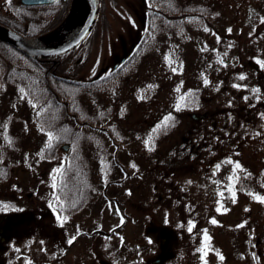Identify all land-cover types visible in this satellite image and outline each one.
I'll return each instance as SVG.
<instances>
[{"label":"flooded vegetation","instance_id":"af4514ba","mask_svg":"<svg viewBox=\"0 0 264 264\" xmlns=\"http://www.w3.org/2000/svg\"><path fill=\"white\" fill-rule=\"evenodd\" d=\"M185 10L183 9V13H186ZM153 12L158 13L159 9L154 8ZM171 17L172 19L168 18L167 28L174 31L176 29L174 15ZM156 36H158L157 33L153 35V38ZM139 43L140 41L125 50L122 57L113 63L111 70H109L110 67H106L88 80L108 78L112 71L121 69L114 79L119 78L120 82L126 84L136 71L140 58L148 50L137 58H132ZM155 44L150 43L149 47ZM65 58L67 57L43 61L50 64L56 62L62 64ZM171 58L172 66H179V55L175 51ZM173 59L176 60V64L173 63ZM252 65L256 69L259 67V64ZM63 78L68 77L64 76ZM157 87V80L151 79V85L147 88H143L142 85H139L138 88L136 86L131 88L129 90L131 96L134 98L136 95V97L129 105H126L127 97L122 94L119 117L117 114H113L114 112L111 113L114 122H118V125H112L115 127L113 132L116 134L115 130H117L118 137L111 136L110 121L98 128L99 131H96V134L94 133V121L96 119L104 120L106 116L105 120H107L112 108L104 107L101 110L96 105L98 100L92 94L89 111L94 109L97 111L96 117L89 114L90 122H92H89L88 125L92 126L90 127L92 130L94 129L92 136L80 138L73 131L65 132V137L70 138L71 141L59 145L60 151L54 159H47L46 154L43 153L49 144V139H42L40 145L42 153L39 156H34L30 149L32 146L30 140L34 138L27 131H25L27 137H11L5 140L0 138V144L6 146L0 147V175H2L0 191L4 192L5 188H11V190H7L9 194L7 196L11 201H4L0 205V264H116L109 261L107 253L104 254V259L95 261L93 256L97 253L92 255L89 247L82 248V251L90 253V255L84 260L79 259L80 242L88 244L89 241L102 239L106 247L110 248L109 241L117 238L118 244L122 245V229L130 219L133 220L122 205L136 204L125 201L123 203L122 200L112 201L110 197L106 196V188H109L112 183V163L121 172L120 182L118 180L113 183H120L121 186L127 184L128 177H143L145 172L140 169L139 164V159L143 157L157 158V162L161 159L168 168L166 171L159 169L156 163L151 170H147L150 176H154L152 171L154 170L157 173L156 176L162 174L168 178L181 174L182 177H202V180H206L209 186L210 183L212 184L211 190L214 195L208 196V190L203 194L202 192L195 193L200 196L198 200L185 199L183 202L186 205H208L206 203L208 197L213 201L214 204L211 205H215V208L222 202L225 204L221 206V209H216L215 213H219L240 205L241 201L239 200L242 197H247L248 204H253V194L256 191H264V164L260 163L263 166L260 171L253 169L249 162L260 161L254 158L253 153L248 152V147L252 145L250 140L255 135H258L259 138L263 137L264 140V100L246 101L236 107L228 104L212 106L206 100L205 90L202 89V86L188 90L176 86L175 89L166 91L168 94L166 100H159L160 90ZM18 91L22 97L37 107L39 112L33 120L36 121L39 133L44 132L41 130L42 125L39 121L41 105L37 101L31 100L29 95L26 96L24 90L22 92L18 89ZM258 91L260 92L259 97L264 99V88ZM121 93H126V90H122ZM130 104H133L137 109L140 108L135 125L130 124L132 116ZM178 106L179 110H177ZM168 117L173 119L167 121L168 126L164 127ZM183 121H188V125L182 126ZM27 125L30 131L31 124ZM149 137L152 138L151 141H149ZM105 139L113 146L118 145V148H115L120 151L119 158H116L113 152L108 155L106 150L100 151ZM20 141L23 142L25 149L23 148L22 155H17L21 156V160L15 163L13 158L16 155L14 153L16 154L20 149L21 145L18 143ZM82 141L91 142L92 146L96 144L100 153L95 158L96 154L93 153L95 146L89 151L90 153L92 151V156L86 161L87 169L84 179L86 192L89 193V196L87 195L88 201L80 205L78 202L79 152L72 151L71 146H77ZM65 144L69 145L68 150H64ZM127 145H131L132 148L127 150ZM122 146L123 149L120 148ZM179 150L180 152L177 153ZM7 151L12 154L6 153ZM174 155H178L182 159L181 162H176V165L173 160ZM4 160L11 162L7 165L9 169L3 168ZM46 160L57 163L53 167H47ZM64 161L71 164L70 176L67 172L65 173ZM13 163L15 164L13 165ZM237 163L240 165L239 169L236 168ZM16 164L18 167L15 166ZM14 166L15 168H13ZM129 166L133 170H130ZM181 167L188 168L186 170L177 169ZM203 168H207V171H204ZM4 169L7 170L2 174ZM50 170L54 174L47 176L51 174ZM198 182L202 183L200 180ZM99 183L103 186L102 194L106 201L94 203L95 201L91 199H94V196L99 193L100 188L98 189L97 185ZM25 188L29 192H24ZM31 188H36L34 192L36 195L33 197ZM63 191L70 192L69 197L62 196ZM161 193L160 181H154L153 190L147 194L145 201L136 203L138 205H159L154 199H157ZM182 194L184 198H187L192 195V192L186 189L182 190ZM24 195H27L28 198H24ZM178 195L173 192L170 201L164 202V205H173L172 200L178 198ZM163 197L161 195V200ZM112 205L119 211V217L114 228H106L103 221L108 220L105 224L110 222L108 218ZM226 214L222 216V222ZM248 219L246 218V220ZM153 220V218L142 217L134 220L138 225L147 226L138 231V234L143 238L147 235L146 242L153 244L154 238L150 239V237L154 234L159 235L160 238V247H158L160 253L140 264H254L253 222L247 223L246 220L240 222L239 217L229 222L230 226L228 227L236 231L240 227L243 229V223L246 222V234L242 235L240 250H238V240L235 239L236 251L233 256H227L226 251L219 246L215 233L204 227L201 217L188 220L186 229L182 226L170 225V220L167 223L158 224ZM207 220L211 222L214 220L213 216H207ZM95 223L96 227H94ZM225 224L228 225L226 222ZM189 227H191V231H189ZM195 230L199 232L198 237H193L192 233ZM205 234L208 239H205ZM237 236L238 234L235 235V237ZM137 245L142 246V241ZM257 249L261 252L259 244H257Z\"/></svg>","mask_w":264,"mask_h":264},{"label":"rangeland","instance_id":"374dc122","mask_svg":"<svg viewBox=\"0 0 264 264\" xmlns=\"http://www.w3.org/2000/svg\"><path fill=\"white\" fill-rule=\"evenodd\" d=\"M175 3L180 11L182 9L203 8L209 15L202 17V19L193 14L189 16L183 15L185 16V21L182 20L184 18L182 16H180L182 19L176 18L179 22L177 23V29L174 31H169L167 27H160L158 29V36L149 39V35L147 42L156 44L149 47L140 58L141 60L137 65L136 71L130 76L126 84L120 82V79L117 78L109 83L108 86L96 88L91 91L89 96L84 97L86 112L90 116H97L96 109L89 111L92 94L98 100L96 101V105L101 110L104 107H110L112 111L109 112L110 115L107 120H105L106 116L104 120L96 119L94 121L95 131L88 124L82 127L80 125H73L75 128L84 130L80 138L92 136V131L94 133L98 132V128L108 124V121H110L111 126L113 124L118 125V122H114L112 116L113 114H117L119 117L120 106H122V94L127 97L126 105H129L136 97L135 95L133 98L129 90L135 86L138 88L139 85L147 88L151 85V79L157 80V89L160 90V94L158 95L159 100H166L168 95L166 91L172 88L175 89L176 86L181 87L183 90L202 86V89L205 90L206 100L212 106L228 104L236 107L246 101L258 102L264 100L259 97V91H253L254 89L259 90L264 88V0H175ZM101 6L98 21L88 45L86 47L83 46V48L74 53L66 55L67 58L61 64L62 66L59 67L58 73H61L63 77L90 79L95 74L102 72L106 67H110L109 70H111L113 63L122 57L125 50L138 42L144 31L146 16L149 10L153 8L147 0H102ZM191 13H193L192 10ZM47 19L52 20L53 18L51 16V18ZM47 19H44V22L47 23ZM173 51L179 55V66H172L171 64ZM0 63L2 67L0 70V137L5 139L27 137L28 135L25 134V131H27L34 138L30 140V144H32L30 147L31 154L39 156L42 153L40 146L42 139H49V134L51 136L57 135L54 134L53 130H50L51 132L39 133L36 121L33 120L34 116L39 112L37 107H34L33 105L35 104L30 103L20 95L17 87L18 84L15 83L13 85L12 83H8V74L12 69H15L17 72L26 70L29 72L31 71L30 65L26 63L23 66L22 63L14 62L9 64L4 59H0ZM72 63L75 64L74 71H69ZM173 63L176 64L175 59H173ZM251 63L259 64V67L256 69ZM241 76L244 79H241ZM124 89L126 93H121ZM60 100H62V97ZM129 107L132 113L130 124L135 125L140 108L137 109L133 104H130ZM29 117L31 118L28 120ZM28 123L31 124L30 131L28 130ZM181 124L182 126L188 125V121H183ZM62 135L64 136L65 133H62ZM250 142L252 145L248 147V152L253 153L254 158L260 162L255 163L250 161L249 164L255 171H260L263 168L260 163L264 164L263 137L259 138L258 135H255ZM18 143L21 147L16 154L14 153L16 155L13 158L15 163L21 160V156L18 157L17 155H22L23 148L25 149L22 141ZM78 145L82 147L78 148V146L74 145V152L77 150L79 155L84 157V161L92 156V151L91 153L89 151L93 146H95L93 151L96 154L95 158L100 153L96 144L92 146L91 142L82 141ZM115 147L118 148V145L115 144L113 146L111 142L105 139L104 144L100 147V151L106 150L108 155H111L113 152L116 158H119L120 151ZM120 148L123 149L124 147ZM126 148L129 150L132 146L127 145ZM252 148L254 149L253 152ZM179 152L180 150L177 153ZM6 153L12 154L9 151ZM247 159L249 158L247 157ZM173 160L175 165L176 162L182 161L178 155H174ZM4 161L3 168L9 169L7 165L11 162L8 160ZM50 161L52 160H46L47 167H53L57 163L56 161ZM156 163L159 169H163L164 171L168 169L166 168V163L161 159L157 162V158H140V169L145 172L143 177H128L127 184L123 186L120 183H113L114 181L118 182V180L120 182L121 172L112 163V183H110L109 188H106V196L110 197L112 201L122 200L123 203L125 201L136 204L122 205L133 220L130 219L122 229V245L118 244L117 238L109 241L110 248L106 247L102 239L89 241L88 244L80 242V260H84L90 253L92 255L93 253H97L93 256L95 261L101 260L104 259V254L107 253L109 261L116 264H140L143 261L154 258L160 253V250H158L160 238L159 235L154 234L150 237V239L154 238V243L146 242L147 235L143 238L142 235L138 234V231L147 226L138 225L134 221L135 219L140 217L153 218V221H156L157 224L161 222L167 223L170 220V225L174 224V227L182 226L186 229L188 220H192L194 217L198 219L201 217L202 224L207 230L215 233L219 246L226 251L227 256H233L234 251H236L237 244L234 242L235 239L238 240V250H240L242 235L246 234L245 224L246 222H253L254 264H264L263 190L261 192L256 191L253 194V204H248V198L242 197L239 200L241 201L240 205H237V207L215 213L216 209L219 210L221 206L225 205L223 202L221 205H217L216 208L215 205H211L214 203L208 197L206 200L208 205H186L183 202L185 199H191V201L198 200L200 196L195 194L198 192H202L203 194L208 190V196L214 195L211 190L213 188L211 183L209 186L206 180H202V177H182L180 176L181 174L168 178L162 176V174L156 176L157 173L154 170H152L154 176H150L147 170H151ZM15 166L18 167L17 164ZM129 168L133 170L132 167L129 166ZM187 168L181 167L177 169L186 170ZM203 169L207 171V168ZM51 172L52 170L49 171V173ZM52 174L54 173L47 176H51ZM20 177H23V175H20ZM153 179L154 181H160L162 193L157 199H154L159 205H138L137 203L145 201L147 194L153 190ZM199 180L202 183L198 182ZM97 185L98 189L100 188L99 193L91 200L95 201L94 203H103L106 201L102 194L103 186L100 183ZM25 189L24 192H29L27 188ZM35 189H30L33 193L32 197L36 195L34 193ZM186 189L192 192V195L184 198L182 190L185 191ZM7 190H11V188H5L4 192L0 191V205L4 201H11L9 196H7L9 195ZM173 192L177 195L179 193L178 198L172 200L173 205H164V202L170 201ZM161 195L164 196L162 200L160 198ZM26 196L24 195V198H28ZM109 213L108 219H110V222L108 224H105L108 220L103 222L106 228H114L117 224L119 211L112 205ZM225 213L227 214L223 218V223L221 219ZM209 215L213 216V219L216 221L215 224L207 220V216ZM237 217H239L240 222L246 220V218L249 219L243 223V229L240 227L236 231L230 229L228 226H230L229 222ZM94 227H96V223ZM192 234L194 235L193 237L199 236L197 230ZM236 234H238L237 237H235ZM141 241L143 245H137ZM257 244H259L261 252L257 249ZM84 247H89L91 252L89 254L85 251L83 252L82 248Z\"/></svg>","mask_w":264,"mask_h":264},{"label":"trees","instance_id":"16d2710c","mask_svg":"<svg viewBox=\"0 0 264 264\" xmlns=\"http://www.w3.org/2000/svg\"><path fill=\"white\" fill-rule=\"evenodd\" d=\"M70 1L67 3H58L49 6L41 7H27L20 3L19 0H0V23L5 24L16 32L27 36L36 37L42 35L55 27H57L66 17L70 7ZM153 7H158L160 13H154L149 11L147 16V30L146 35L143 38V42L139 43L136 48V52L132 55V58H137L142 55L148 48L150 43H146V40L151 39L152 34L157 33L156 24L163 23L167 27L166 17L179 14V7L174 0H147ZM198 12L199 9H190V11ZM209 13L202 8V17L208 16ZM52 20L47 19L51 18ZM47 19V23L44 19ZM204 20V19H203ZM203 22V21H202ZM177 24L175 25V27ZM160 29V28H158ZM159 32V30H158ZM158 34V33H157ZM88 45L83 43L80 47ZM79 47V48H80ZM0 59H4L11 63H22L24 66L26 63L30 65L31 71L17 72L12 69L8 74V83L17 85L18 89L24 90L26 96H30L31 100L37 101L41 105V112L39 121L41 122V130L44 132H51L58 136H53L55 140L52 141V146L47 144L46 150L43 152L46 154L47 159H54L60 151L59 145L61 143L71 141L70 138L63 136L62 133H73L80 137L84 130L81 128H75L73 125L85 126L89 124L90 117L86 112V105L84 103V97L89 96V91L96 88H104L109 85L114 78L120 73L121 69L112 71L108 78H98L94 81L88 79H75L63 78L61 73H58L59 67L62 65L59 63L50 64L47 61H38L28 58L22 53L15 50L13 47L6 43L0 42ZM15 60V61H14ZM63 63V62H62ZM75 64L72 63L69 71H74ZM2 69L0 63V70ZM62 97V100L60 98ZM90 106V104H89ZM112 126L111 136L118 137V132L114 134ZM7 129V128H4ZM2 138V137H0ZM5 139V138H2ZM81 148V145H77ZM0 147H4L0 144ZM72 151L75 150V146L72 145ZM71 153V152H70ZM87 161V160H86ZM86 161L84 157L79 155L78 170V195L80 205L88 201L84 179L85 171L87 169ZM118 164V163H117ZM65 173L71 175V164L64 161ZM7 169L2 170L4 171ZM2 175H0L1 178ZM3 179V178H2ZM62 196L70 195V192L63 191Z\"/></svg>","mask_w":264,"mask_h":264},{"label":"water","instance_id":"95a60500","mask_svg":"<svg viewBox=\"0 0 264 264\" xmlns=\"http://www.w3.org/2000/svg\"><path fill=\"white\" fill-rule=\"evenodd\" d=\"M57 0H21L24 5H48ZM76 3V5H75ZM79 6V7H78ZM100 0H73L65 20L54 30L39 37H26L0 24V41L11 45L32 59L56 58L80 46L91 34L96 23ZM75 21V29L66 37L49 44L41 39L57 31L64 23ZM67 149V147H65Z\"/></svg>","mask_w":264,"mask_h":264},{"label":"bare ground","instance_id":"6f19581e","mask_svg":"<svg viewBox=\"0 0 264 264\" xmlns=\"http://www.w3.org/2000/svg\"><path fill=\"white\" fill-rule=\"evenodd\" d=\"M75 5H76V3H75ZM75 24H76V22L73 20L64 23L57 31L46 36L44 39H41L40 42H42V43H40V44H49V43L55 42L57 40H60L64 37H66L68 34L73 32V30L75 29Z\"/></svg>","mask_w":264,"mask_h":264},{"label":"snow or ice","instance_id":"6c2138e0","mask_svg":"<svg viewBox=\"0 0 264 264\" xmlns=\"http://www.w3.org/2000/svg\"><path fill=\"white\" fill-rule=\"evenodd\" d=\"M9 2H10V0H9ZM229 31H230V30H229ZM240 78H241V79H244L243 76H241ZM21 91L23 92V89H22ZM253 91H258V90H255V89H254ZM33 106L35 107V105H33ZM177 110H179V106H178ZM172 119H173L172 117H168V118H166V122H165L164 127H167V126H168L167 121H171ZM53 139H54V137L51 136V134H49V145H48L49 147L52 146V140H53ZM148 139H149V141H151L152 138L149 137ZM133 167H135V165H133ZM236 168H237V169L240 168V165H239L238 163L236 164ZM53 187H55V184H53ZM262 202H264V201H262ZM211 223L215 224L216 221H215V220H212ZM189 231H191V227H189ZM205 239H208V237H207L206 234H205ZM70 243H71V241H70ZM221 259H222V257H221Z\"/></svg>","mask_w":264,"mask_h":264}]
</instances>
